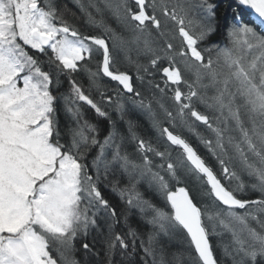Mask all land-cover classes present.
<instances>
[{
	"label": "snow or ice",
	"instance_id": "snow-or-ice-1",
	"mask_svg": "<svg viewBox=\"0 0 264 264\" xmlns=\"http://www.w3.org/2000/svg\"><path fill=\"white\" fill-rule=\"evenodd\" d=\"M75 3L99 34L65 19L56 0H0V264H81L77 240L105 230L108 264L117 249L134 257L137 240L141 264H221L211 237L225 235V260L264 264V0H233L222 31L213 0ZM62 77L69 88L57 95ZM85 105L107 121L103 136ZM132 110L148 116L155 143L138 134ZM173 129L195 136L219 171ZM121 215L125 235L115 232ZM177 240L190 251L171 252Z\"/></svg>",
	"mask_w": 264,
	"mask_h": 264
},
{
	"label": "trees",
	"instance_id": "trees-1",
	"mask_svg": "<svg viewBox=\"0 0 264 264\" xmlns=\"http://www.w3.org/2000/svg\"><path fill=\"white\" fill-rule=\"evenodd\" d=\"M56 2H57V7L63 12L65 19L69 20L70 22L74 23L76 26L80 27L82 31H87L89 34H98V33H96L97 32L96 29H92L85 24V16H84V14H82L79 7H77L75 0H56ZM84 2L87 3V0H84ZM213 2L218 5L217 10H216L217 22L220 25V28L222 31L223 25L225 23H230L231 18L234 14L232 12V10L228 7V5L231 4V2L229 0H213ZM89 10L93 11L91 9H89ZM105 17L107 19V23L110 24L112 27L116 28L114 26L112 19L110 17H108L107 13H105ZM244 18L246 20L248 19L247 16H245ZM219 38L220 37L217 34V35H214L211 38V40L213 42H215ZM142 62H146V61H142ZM121 65L125 66V67L121 68L122 70L127 68L130 71V73L132 74L134 86L137 88V90L140 91L146 97L150 98L152 93L148 91L146 83L144 85H141L140 82L135 79V76H136L135 68L128 66L125 63L121 64ZM61 79H62L63 83H62V86L58 89V91H56L57 95H59L60 93H66L68 91V88H69L67 78L62 77ZM76 79L78 81L84 80L86 83V80L83 77V74L78 75L76 77ZM96 97H99V96H96ZM166 102L169 104L170 101L167 100ZM61 104H62V101H61ZM198 107L201 111H206L202 105H198ZM84 110H85V113H86V115L90 121L97 122L99 124V127L101 129V136H103L105 134V130L107 128V121H105L103 118L97 117L96 114H93V112H90L91 110H87L85 108H84ZM135 112L136 111L132 110L130 112V115H131V118L134 119L135 121H137V123H138V128H137L138 134L141 135L145 140H151L153 143H155L158 133L155 131V129L152 128V126L148 125L149 124L148 121L146 122V120L141 118L142 115L140 116L137 112L136 113ZM208 114L213 115L211 112H209ZM114 118H115V116H114ZM60 122H61L62 127L64 124H66L68 122L62 110L60 112ZM122 128H123V126H122ZM148 128L151 130H148ZM204 129H205L204 126L200 125V130L204 131ZM173 131H176V130L173 129ZM180 132L186 138L189 139V141L193 144V146H195L197 148L198 152L202 156H205L208 159V161L210 163H212L214 165V167H216V165L214 164L215 162H214L213 158L208 154L207 149L204 148V146L199 143V141L196 139L195 136H193L191 134L190 135L185 134L182 132V130ZM205 134H210V133H207L205 130ZM161 142H163V141H161ZM127 147H128L129 152L133 151V145L131 143L128 144ZM176 154H177V152L174 151L173 156H175ZM137 158H139V157L137 156ZM153 159L155 162H157L156 157H153ZM159 163H160V161H159ZM115 180H121V177L118 174L116 176H109V181L106 183H109V182H112ZM191 181H194V180H191ZM176 186L177 185L174 184L173 188H175ZM179 186H184V185L181 184ZM187 186L189 187V189H191V191L193 193L196 190V188H198L197 186L191 187L190 184H188V181H187ZM101 189L106 194V196L108 198H110L112 203L116 206L118 214L123 213V214L128 215V223H130V225L133 228H138L141 233H146L148 231V227L146 228V226L142 223H141V225L139 224L140 222H142V220L139 217V214L136 213L134 210L129 213L126 209V206L121 204L120 198L116 193L111 192L110 188L104 187L103 184L101 185ZM148 198L154 199V202L157 203L158 205L161 203L160 199L158 197L154 198L151 193L148 194ZM196 202H198V201L196 200ZM123 220H124V217H123V215H121L120 216V224L116 226L115 232H119L122 235H125L128 231V228L125 226L124 222H122ZM106 235H107L106 230H105L104 235H101L97 231H93L87 237H82L81 239L77 240V241H82L83 243L87 242L90 245H94V252L96 253L95 255L90 254L88 256H85L83 248L82 247H81L82 249L77 248L76 258L81 261V264H108V260L104 255V239H105ZM129 244H131L130 241H129ZM211 244L213 247L214 255L216 256V258L218 260L221 261V264L222 263L224 264V261H226L225 262L226 264H231V261L225 260V258L219 252V249L217 248L213 237H211ZM137 247H138V245H137ZM178 250H182L184 252L190 251L187 244L180 245V244H178V242L175 241L172 244L170 251L176 252ZM140 257H141L140 249L137 250V254L134 257H132L130 260L123 258L120 250L117 249L116 254H115L113 259H114V264H141ZM184 258L185 259H183V264H190V261L188 260V258L187 257H184Z\"/></svg>",
	"mask_w": 264,
	"mask_h": 264
},
{
	"label": "rangeland",
	"instance_id": "rangeland-1",
	"mask_svg": "<svg viewBox=\"0 0 264 264\" xmlns=\"http://www.w3.org/2000/svg\"><path fill=\"white\" fill-rule=\"evenodd\" d=\"M231 1H233V0H231ZM94 11V10H93ZM83 14V13H82ZM108 14V13H107ZM108 17H110L109 16V14H108ZM111 18V17H110ZM112 19V21H113V23L116 25V21H115V19L114 18H111ZM117 27V26H116ZM97 30V32L96 33H98L99 34V32H100V30L99 29H96ZM117 30L119 31V29L117 28ZM121 64H124L122 61L120 62V64H119V67L120 68H123V67H125L124 65H121ZM170 102H169V105L171 106V104H172V101L171 100H169ZM134 111H136V110H134ZM137 112V111H136ZM140 116H141V118L142 119H144V120H146V122L148 121L149 122V124L148 125H150V126H152L151 125V121H150V119L148 118V116L146 115V114H144V113H142V112H137ZM158 115L160 116V118L161 119H163V116H162V114H159L158 113ZM199 123V122H198ZM176 131H181L182 130V132L183 133H185V134H188V135H190V133H188L185 129H175ZM204 131H205V129H204ZM157 159V162L156 163H159V159L158 158H156ZM215 164V163H214ZM216 168H217V171H219V169H218V166H216ZM188 184H190V186L191 187H193V186H197L196 185V183H195V181H191V180H189L188 181ZM193 193V192H192ZM193 196H194V198L198 201V202H200V199H201V192L199 191V189L198 188H196V190L194 191V193H193ZM253 198H255V195L253 196ZM122 204V203H121ZM122 205H124V204H122ZM122 222H124V220L122 221ZM141 223L142 224H144L143 223V221L142 222H140L139 224L141 225ZM130 224V223H129ZM145 225V224H144ZM146 226V228L148 227L147 225H145ZM254 227L256 226V225H253ZM149 230V229H148ZM127 231V230H126ZM128 232V231H127ZM216 237V240H217V246H218V248L222 251V244L223 243H227L229 240H230V238H228L229 236H227V235H225L224 237H219V236H215ZM146 238V237H145ZM129 241H130V243H131V239L129 238ZM176 242H178V244H180V245H185V244H187V242H185V241H180V240H177ZM136 244L138 245V247H137V250L138 249H140L139 248V244H140V241L139 240H137L136 241ZM141 251V250H140ZM141 255H143V253H142V251H141ZM185 259V258H184ZM224 260V259H223ZM141 262V261H140ZM226 261H224V264H226L225 263ZM223 264V263H222Z\"/></svg>",
	"mask_w": 264,
	"mask_h": 264
},
{
	"label": "bare ground",
	"instance_id": "bare-ground-1",
	"mask_svg": "<svg viewBox=\"0 0 264 264\" xmlns=\"http://www.w3.org/2000/svg\"><path fill=\"white\" fill-rule=\"evenodd\" d=\"M231 3H233V1H231V0H229ZM234 6V5H233ZM232 10V9H231ZM233 12V11H232ZM114 26L116 27L117 26V24L115 25L114 24ZM152 95V94H151ZM97 100H99V97H95ZM106 106V105H105ZM84 108L85 109H87V110H91V109H89L86 105L84 106ZM137 112H139V110H136ZM90 112H93V114H95V112H94V110H91ZM136 113V112H135ZM148 130H151V129H149L148 128ZM213 238H214V241H215V243H216V246H217V240H216V237L215 236H212ZM82 237H80L79 239H81ZM228 238H230V237H228ZM78 239V240H79ZM79 242V243H78ZM82 244H83V242L82 241H77V243H76V248H81L82 247ZM217 248H218V246H217ZM82 249V248H81ZM219 249V248H218ZM219 252L222 254V251L219 249ZM222 256H223V254H222Z\"/></svg>",
	"mask_w": 264,
	"mask_h": 264
}]
</instances>
